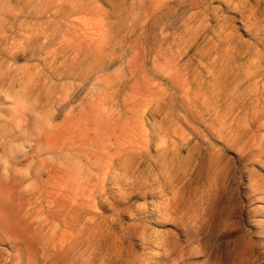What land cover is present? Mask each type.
I'll use <instances>...</instances> for the list:
<instances>
[{
	"label": "rangeland",
	"instance_id": "obj_1",
	"mask_svg": "<svg viewBox=\"0 0 264 264\" xmlns=\"http://www.w3.org/2000/svg\"><path fill=\"white\" fill-rule=\"evenodd\" d=\"M0 264H264V0H0Z\"/></svg>",
	"mask_w": 264,
	"mask_h": 264
}]
</instances>
